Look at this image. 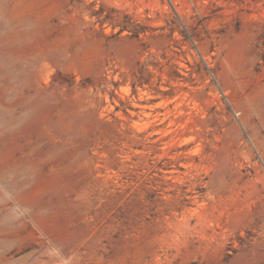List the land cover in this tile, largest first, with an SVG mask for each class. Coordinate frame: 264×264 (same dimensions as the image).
Instances as JSON below:
<instances>
[{"label":"rangeland","instance_id":"rangeland-1","mask_svg":"<svg viewBox=\"0 0 264 264\" xmlns=\"http://www.w3.org/2000/svg\"><path fill=\"white\" fill-rule=\"evenodd\" d=\"M263 54L264 0H0V264H264Z\"/></svg>","mask_w":264,"mask_h":264},{"label":"trees","instance_id":"trees-1","mask_svg":"<svg viewBox=\"0 0 264 264\" xmlns=\"http://www.w3.org/2000/svg\"><path fill=\"white\" fill-rule=\"evenodd\" d=\"M262 60V64L264 65V54L261 57ZM207 70H210V68L207 67ZM147 82L146 79L144 77H142L141 75H138L137 73H133V77H132V81H131V87H132V91L135 92L136 91V87L137 86H143V84Z\"/></svg>","mask_w":264,"mask_h":264}]
</instances>
